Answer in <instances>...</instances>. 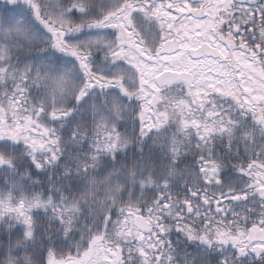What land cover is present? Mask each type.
I'll return each mask as SVG.
<instances>
[{"label": "clouds", "instance_id": "clouds-1", "mask_svg": "<svg viewBox=\"0 0 264 264\" xmlns=\"http://www.w3.org/2000/svg\"><path fill=\"white\" fill-rule=\"evenodd\" d=\"M0 264H264V0H0Z\"/></svg>", "mask_w": 264, "mask_h": 264}]
</instances>
